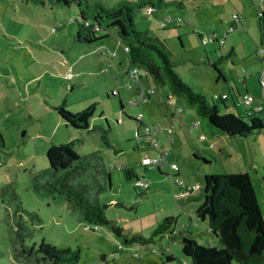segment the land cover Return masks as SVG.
<instances>
[{"label":"rangeland","instance_id":"rangeland-1","mask_svg":"<svg viewBox=\"0 0 264 264\" xmlns=\"http://www.w3.org/2000/svg\"><path fill=\"white\" fill-rule=\"evenodd\" d=\"M88 1L111 8L118 0ZM178 1L166 0L169 4L162 12L180 18L181 23L173 21L160 28L162 15L143 9L135 18L137 30H147L151 38L164 43L174 71L209 104L220 93L217 87L224 86L221 79L215 83L218 75L212 65L217 60L228 77L226 86L233 88L234 79L243 88L240 78H259L252 104L263 103V68L254 53L260 0ZM242 13L246 31L234 20L240 31L225 36L228 20L232 21V15L242 20ZM77 17L75 7L0 0V134L4 144L0 149V264H23L13 258L15 244L21 240L25 246L38 247L44 242L79 248L77 264H160L167 249L185 263L188 258L181 252V234L203 246L219 248L207 232V222L196 217L199 202L191 196L199 193L205 175L245 172L264 210V128L246 139L206 137L184 101L173 97L166 102V90L155 88L148 77L141 79V90H120L127 62L116 30H110L108 43L118 52L122 65L116 64L114 52L104 55L106 51L98 46L76 42ZM206 23L219 30L218 44L203 46L194 32L207 34ZM231 40L238 52L235 55L229 52ZM62 103L72 113L95 105L90 122L94 129L76 130L63 123L54 109ZM226 104L234 111L229 101ZM252 104L240 101L238 108L253 113ZM258 117L264 123V110ZM139 121L154 132L153 138ZM195 124L199 126L194 128ZM101 128L107 130L106 142ZM73 140L80 141L75 149L94 167L87 177L94 182L89 202L106 205L109 220L129 235L145 238L171 216L174 222L162 237L118 251L119 243L106 228L97 226L95 230L71 214L65 198L48 187L55 173L45 153L52 145ZM145 159L156 165L144 163ZM124 168L133 169L147 187H134V180L125 179ZM97 186L105 188L99 192ZM192 187L198 190L187 192Z\"/></svg>","mask_w":264,"mask_h":264},{"label":"trees","instance_id":"trees-1","mask_svg":"<svg viewBox=\"0 0 264 264\" xmlns=\"http://www.w3.org/2000/svg\"><path fill=\"white\" fill-rule=\"evenodd\" d=\"M25 2L41 7L46 4L52 7H75L78 13L74 21L77 24L75 39L77 43L88 47L108 39L110 30H116L118 43L123 50L127 48V53L124 52L126 62L141 68L155 88L165 89L166 102L173 97L181 98L194 112L200 129L206 137L226 135L246 139L263 130L264 123L258 117L259 112L239 110L236 100L243 95L227 94L228 99H222V94H215L217 98L212 97V104H209L203 95L194 92L174 71L171 54L164 43L157 38H151L147 30H137L136 15L147 8L152 10V15H156L167 9L169 3L166 0L136 2L118 0L111 8L97 1L90 4L88 0H25ZM257 17L261 42L259 49H255V56L262 64L263 57L259 55V50H264L262 47L264 46V14L259 13ZM217 65L218 60L212 67L220 78L222 73ZM228 100L232 101L234 111L227 108ZM120 107L121 109L123 107L121 103ZM94 108L95 105H91L85 110L72 113L62 103L54 109L66 125L76 130L90 131L94 129L90 124ZM139 124L144 126L141 121ZM101 130V138L106 142L107 130L103 128ZM79 142L73 140L65 144L52 145L46 150L45 157L49 168L55 173V180L53 184L48 185L49 189L65 198L69 211L81 222L93 225L95 230L98 226L111 232L119 243L118 251L134 244L146 245L152 243L154 238L162 237L168 226L174 222L171 216L166 217L164 223L158 225L150 236L145 238L140 234L129 235L109 220L105 215L106 205L100 206L89 202L88 197L94 182H90L87 177L91 176V169L94 167L88 157L81 156L75 149ZM3 147V138L0 134V149ZM123 174L126 180L135 182L139 179L131 168H124ZM109 177L110 173L106 172L105 178L108 181ZM104 188L97 186V191H103ZM198 191L197 195L191 196L192 200L199 202L195 211L196 217L207 222V232L218 241L219 248L213 245L203 246L181 234V252L188 258V262L182 263L177 257L169 254L170 250L167 249L163 251L164 256L160 264H264V210H261L258 204L249 175L245 172L205 175L203 186ZM187 192L191 193L190 190ZM13 258L23 264H77L80 249L56 247L44 242L38 247L25 246L21 240L15 244ZM100 259L104 261L105 256L101 254Z\"/></svg>","mask_w":264,"mask_h":264},{"label":"crops","instance_id":"crops-1","mask_svg":"<svg viewBox=\"0 0 264 264\" xmlns=\"http://www.w3.org/2000/svg\"><path fill=\"white\" fill-rule=\"evenodd\" d=\"M251 1V0H250ZM178 2H180V0L178 1ZM181 3V2H180ZM180 3H177L178 4V6L181 8L182 7V5L180 4ZM253 3V2H252ZM56 7H58V6H56ZM258 7H259V9H260V13H263L264 14V10H263V8H264V6H261V5H259L258 4ZM156 15H162L161 17L163 18L164 16H166V15H169V14H166V13H164V12H160V13H157ZM245 13H242L241 14V17H242V20L241 21H239V22H241L240 23V25L242 26V30L243 31H246V21L244 20L245 19ZM222 24L225 22V20H221L220 21ZM227 24L229 25V26H232L233 27V31H240V30H238L237 29V24L235 23V21H231V20H228V22H227ZM60 28V27H59ZM204 28H207V34H203V31L201 32V30H197V29H194V32L198 35V37H199V35H201V36H204V35H210V34H215V35H217L218 36V33H219V30L217 29V28H214V29H212L211 27H210V25H208L207 23H206V25L204 26ZM204 28L202 27V30H204ZM246 33H248V32H246ZM258 36H259V38H258V42H257V44L255 45L256 47H255V49H257V47L259 48V44H260V42H261V33H260V28H259V20H258ZM109 39V38H108ZM108 39H106V40H103V41H101L100 43H97V44H95V45H92V46H89V47H96V46H98L97 48H102L103 50H105L106 52H104L105 54L104 55H110L111 56V54H112V52H114L115 53V58L117 59V65H122V60L121 59H119L118 58V52L115 50V48H113L112 46H110L109 45V43H108ZM119 44V43H118ZM233 44V42H232V40L230 41V47H229V52L230 53H232V54H236V53H238L237 52V50L234 48V46L232 45ZM180 45H181V43H180ZM215 46V45H214ZM182 47V46H181ZM214 48V47H213ZM95 49V48H94ZM255 49H254V53H255ZM111 52V53H110ZM123 53H124V51H123ZM244 54V53H243ZM242 54V55H243ZM123 57H124V59H125V62H126V57H125V54L123 55ZM123 59V58H122ZM110 60H113V59H110ZM219 69H220V67H218ZM127 68H125V70H126ZM125 70L123 71L124 73H123V80H124V75H125ZM220 71H221V73H222V76L220 77V78H218V76L216 77V79H215V83L217 84L218 82H220V79L222 80V82H224L223 83V87L222 88H218L217 87V85H216V87H217V90L220 92L219 94H234V95H245V94H248V95H250L251 97L253 96V94H252V92H255L256 90H259V87H260V85H259V78H255V77H253V78H251V76H248V77H245V78H240V82L242 83V85H243V88H240L236 83H235V80L234 79H232V81H234L233 83H234V87L232 88L231 86H229L228 84H227V86L225 85L226 84V82L228 81V77L226 76V74H225V72H223L222 71V69H220ZM124 82V81H123ZM123 84V83H122ZM226 87V88H225ZM215 95V94H214ZM213 95V96H214ZM212 96V97H213ZM253 98V102L252 103H255V99H254V97H252ZM231 104H232V101L231 100H228ZM226 106H227V104H226ZM231 107H232V105H231ZM253 107H255V112H259V113H261V111L262 110H264V102L263 103H261V104H257V105H254V104H252V108ZM227 108H228V106H227ZM263 108V109H262ZM229 109V108H228ZM213 246H214V244H213Z\"/></svg>","mask_w":264,"mask_h":264},{"label":"built area","instance_id":"built-area-1","mask_svg":"<svg viewBox=\"0 0 264 264\" xmlns=\"http://www.w3.org/2000/svg\"><path fill=\"white\" fill-rule=\"evenodd\" d=\"M260 5L264 6V1H260ZM147 11V13L151 14L152 10L150 8L145 9ZM234 20H238L241 21V19H239L236 15H232V21ZM176 22L177 24L181 23L182 20L180 18H176L173 19L170 15H166L163 18H161L160 20V28H164L167 24H170L172 22ZM233 31V27L229 26L228 30L224 31V35H228V33ZM201 43L203 46L209 45V44H218V42H215L216 39V35L212 34L210 36H201ZM125 53H127V48H124L123 50ZM259 55H261L263 57L264 55V51L262 49L259 50ZM262 68H263V75H264V59L262 61ZM125 82L122 85V89L123 90H135L138 91L139 89L141 90L142 86H141V79L143 77H145V72L136 66H132L129 63H127V69L125 70ZM72 77V75L70 73L67 74V78L70 79ZM153 91L150 92V94H152ZM228 95L227 94H222L221 98L222 99H228ZM217 96L214 95L213 99H216ZM240 101L244 102L247 105H251L253 102V98L250 95H243L242 97H238L236 100V104L237 106L240 104ZM144 129L145 131L151 135V137L153 138L154 132H151L150 129L144 125ZM198 124L194 125V128H197ZM144 163L146 164H155L156 163H151L148 159L144 160ZM134 187L136 188H144L147 187L142 180L138 179L134 182ZM190 191L192 190H198L197 187H192L191 189H189Z\"/></svg>","mask_w":264,"mask_h":264}]
</instances>
